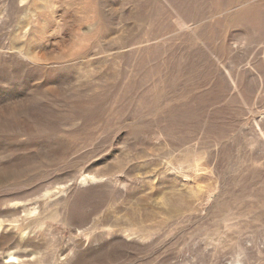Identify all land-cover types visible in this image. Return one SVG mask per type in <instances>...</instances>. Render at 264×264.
I'll return each instance as SVG.
<instances>
[{
	"label": "rangeland",
	"instance_id": "374dc122",
	"mask_svg": "<svg viewBox=\"0 0 264 264\" xmlns=\"http://www.w3.org/2000/svg\"><path fill=\"white\" fill-rule=\"evenodd\" d=\"M0 264H264V0H0Z\"/></svg>",
	"mask_w": 264,
	"mask_h": 264
}]
</instances>
